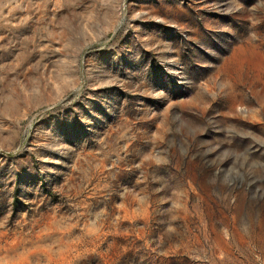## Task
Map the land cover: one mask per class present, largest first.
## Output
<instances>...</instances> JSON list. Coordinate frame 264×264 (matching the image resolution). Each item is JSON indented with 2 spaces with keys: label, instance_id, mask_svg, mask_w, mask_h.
Here are the masks:
<instances>
[{
  "label": "rangeland",
  "instance_id": "rangeland-1",
  "mask_svg": "<svg viewBox=\"0 0 264 264\" xmlns=\"http://www.w3.org/2000/svg\"><path fill=\"white\" fill-rule=\"evenodd\" d=\"M0 264H264V0H0Z\"/></svg>",
  "mask_w": 264,
  "mask_h": 264
}]
</instances>
